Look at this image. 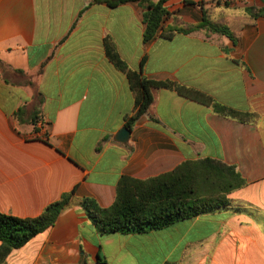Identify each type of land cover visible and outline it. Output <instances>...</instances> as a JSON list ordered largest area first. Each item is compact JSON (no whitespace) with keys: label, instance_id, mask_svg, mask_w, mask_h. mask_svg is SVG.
<instances>
[{"label":"crops","instance_id":"1","mask_svg":"<svg viewBox=\"0 0 264 264\" xmlns=\"http://www.w3.org/2000/svg\"><path fill=\"white\" fill-rule=\"evenodd\" d=\"M93 1L0 0V212L36 218L71 194L55 225L6 264H264V18L245 11L264 0L167 2L161 32L206 18L229 27L236 44L207 28L145 44L139 4ZM106 41L133 71L245 116L161 89L155 121L141 118L118 142L136 102ZM201 163L234 170L228 207L130 235H101L87 217L84 200L112 207L124 179Z\"/></svg>","mask_w":264,"mask_h":264},{"label":"trees","instance_id":"2","mask_svg":"<svg viewBox=\"0 0 264 264\" xmlns=\"http://www.w3.org/2000/svg\"><path fill=\"white\" fill-rule=\"evenodd\" d=\"M169 0H94L116 8L128 3H137L143 9L144 43L148 44L158 37L170 38L175 32L192 33L207 28L213 33L228 37L234 44L236 35L225 25H215L204 19L201 25L187 29H174L170 33L162 31L169 13L166 4ZM246 14L252 19L264 18V9L246 8ZM107 55L112 64L124 73L130 83L136 102L134 115L127 122L131 129L143 117L155 121L151 115L154 94L157 90L167 89L179 95L210 107L217 115L226 118L243 117L231 108L221 105L211 97L198 91L183 87L172 81H154L142 73L133 71L120 57L115 44L106 41ZM183 168L180 170L182 171ZM149 181L124 179L117 190L115 203L103 209L92 200H84L87 217L101 235L144 234L167 228L175 223L192 219L203 213L226 208L230 205L225 195L238 184L233 183L234 170H220L208 163L195 167L186 166L184 171ZM236 181V180H235ZM241 184V182H240ZM224 193V196H218ZM71 194L51 205L36 218H18L0 212V264H6L7 258L17 249L24 247L33 238L52 228L59 215L67 207ZM98 264H107L99 259Z\"/></svg>","mask_w":264,"mask_h":264},{"label":"water","instance_id":"3","mask_svg":"<svg viewBox=\"0 0 264 264\" xmlns=\"http://www.w3.org/2000/svg\"><path fill=\"white\" fill-rule=\"evenodd\" d=\"M130 135H131V130L125 127L119 132L116 140L120 143H126L129 140Z\"/></svg>","mask_w":264,"mask_h":264},{"label":"rangeland","instance_id":"4","mask_svg":"<svg viewBox=\"0 0 264 264\" xmlns=\"http://www.w3.org/2000/svg\"><path fill=\"white\" fill-rule=\"evenodd\" d=\"M216 25V24H215Z\"/></svg>","mask_w":264,"mask_h":264}]
</instances>
